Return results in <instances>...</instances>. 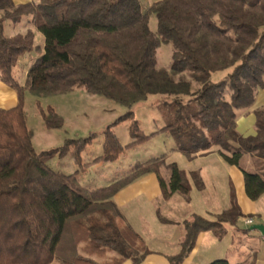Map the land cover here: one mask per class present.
Masks as SVG:
<instances>
[{"label": "trees", "instance_id": "1", "mask_svg": "<svg viewBox=\"0 0 264 264\" xmlns=\"http://www.w3.org/2000/svg\"><path fill=\"white\" fill-rule=\"evenodd\" d=\"M146 2L38 0L15 5L0 0V81L17 96L13 108L0 109V264H141L152 252L126 223L113 197L155 174L163 200L179 193L189 201L188 177L175 164L168 165V182L162 178L164 156L135 165L107 186L80 184L78 175L88 167L114 163L128 147L148 139L139 136L136 124V139L127 146L111 132L132 119L131 112L104 130L101 156L71 174L52 170V157L67 153L79 166L80 154L94 136L36 152L24 113L25 90L42 97L81 89L126 109L159 96L164 125L157 133L171 137L174 151L191 160L216 148L228 165L242 172L250 200L264 194V109L253 112V136L236 131L239 111L251 108L264 86V0ZM151 15L155 32L148 26ZM25 17L42 35V47L31 30L4 35L5 21L16 24ZM163 43L173 49L171 73L156 68V51ZM31 52L39 56L26 68L22 85L13 69ZM39 112L47 129L62 127L53 109ZM191 177L200 189L198 176ZM240 217L233 194L230 208L212 219L190 215L181 223L185 234L179 252L167 256L169 264H182L200 233L221 239L225 225H235ZM211 264L228 263L222 259Z\"/></svg>", "mask_w": 264, "mask_h": 264}, {"label": "rangeland", "instance_id": "2", "mask_svg": "<svg viewBox=\"0 0 264 264\" xmlns=\"http://www.w3.org/2000/svg\"><path fill=\"white\" fill-rule=\"evenodd\" d=\"M159 1L161 0H147L146 3L149 5ZM31 2H37V0H31ZM24 22L25 21L19 24H13L9 21H5L4 35L6 37H11L15 33H22L21 28L24 27ZM148 26L150 31H156L157 23L154 15L149 17ZM35 40L37 44H40L43 40L42 35L37 33ZM172 51L173 49L170 44L163 43L159 45L156 51V68L158 70L170 72ZM26 62V59L21 58L18 65L13 69L15 79L22 85L26 83ZM173 76L176 80L180 79L179 75L175 74ZM193 85L194 88L197 87L196 84ZM160 99L159 96H151L146 101L138 103L130 109H126L103 97L90 95L81 89H75L64 94L42 97H36L29 93L28 90H25L23 95L26 123L28 129H30L33 134L32 146L36 152H45L60 148L66 140H77L88 138L91 135L94 136L90 145L81 152L79 166L75 164L69 153L65 154L63 157H52L48 163L49 167L63 174L74 173L78 171L79 168H83V165H87L89 161L101 156L103 154L104 130L128 112L132 113V119L129 118L120 122L117 126L111 128V132L122 146H127L136 139V137L133 136L134 132L132 130V126L136 124L139 136L141 138L148 137V139L128 147L119 156L116 162L100 163L98 166L94 167L96 169L90 170L85 174V177L89 179L96 174L97 176H101L104 180L111 179L114 176H119L120 178L124 177L130 173L135 165L154 159L158 157L159 153L174 146L171 137L168 136L166 138L164 135H161V133H157L158 129L164 125L157 108ZM47 108L53 109L62 119L63 123L61 128L47 129L45 127L39 109L46 110ZM154 133L157 134L153 137H149ZM171 154L166 156L167 165L160 170V174L165 182H168L167 180L170 176L168 163L170 165L173 164L172 162L174 161L179 170H184L183 167L184 164H186L187 158L182 154L176 153L177 155L173 156ZM151 187V183H149L148 192L151 191ZM195 187L197 188L196 185ZM130 190L131 189L127 192H131ZM194 191L195 189L192 192L190 191L188 203H190L195 210L199 211L200 204L198 195H196ZM173 206L174 205H171L169 207L172 211ZM157 211L160 216L162 211L164 213L167 212V210H163L162 207L158 205V201L152 202L147 200V197L127 202L123 204L121 208V212L124 214L128 223L143 238L146 248H148L150 252H153L151 255H158L169 263L165 255L172 251V243L178 240L180 231L176 229L172 223L161 222L158 218ZM175 211L178 213L177 209H175ZM179 226L183 230L181 224ZM109 256H111V254ZM53 264L59 263L54 262Z\"/></svg>", "mask_w": 264, "mask_h": 264}, {"label": "crops", "instance_id": "3", "mask_svg": "<svg viewBox=\"0 0 264 264\" xmlns=\"http://www.w3.org/2000/svg\"><path fill=\"white\" fill-rule=\"evenodd\" d=\"M12 1L15 5L31 2V0ZM22 21H25V25H23L24 27L21 28L22 33H15L11 37L24 34L28 30H31L35 33L36 38L38 32L30 23V18L25 17L20 22ZM37 45L42 47L43 40ZM38 56L39 53L31 52L21 58L27 60L25 63L27 68ZM16 103V93L0 81V109H11ZM258 109H264V86L257 90L253 106L246 111H239L238 113L236 131L241 136L247 137L254 135L255 117L253 112ZM160 129H158L157 132H159ZM161 135H164L166 138L168 137L167 133H161ZM161 153H159L158 157L164 156L165 165H167L166 156L171 153L172 156L177 155L176 153L178 152L174 151V146H171L169 149ZM92 161H89L88 164ZM172 163L175 164L174 161ZM99 164L100 163L88 167L85 172L78 175L79 182L82 186L93 189L107 186L120 178L119 176H114L111 179L104 180L101 176H97L96 174L90 179L86 178L85 174L90 170L92 171L96 169L94 167ZM183 168L184 170H180L188 177L190 191L192 192L195 189L194 193L198 195V201L200 204L199 211L195 210L190 203H188L189 201L186 202L185 197L181 194L179 195V193H174L169 199L163 200L158 179L155 174H151L142 177L128 187L123 188L113 197V202L123 215L126 223L131 227L124 214L121 212L123 204L142 197H147V200L152 202L158 201V205H160L163 210H167L165 213L162 211L161 217L172 223L174 227L180 231L178 240L175 243H172V251L165 256L175 255L180 250L179 242L185 234L179 225L192 214L212 219L213 216L227 211L231 206V194H233L242 217L237 220L235 225H225L227 231L221 239H217L211 232L200 233L197 236L194 248L182 264H211L214 261L222 259L226 260L228 264H264V238L257 231H250L249 228L251 225L247 226L244 223L245 219L250 218L253 221V224L264 225V194L255 201L250 200L245 193L242 172L237 167L228 165L219 155L216 148H212L205 154H198L191 160L186 159V164H184ZM192 173L198 176V179L201 182L200 189L195 187L196 184L191 177ZM149 183H151L152 186L150 192H148ZM129 189H131V192L128 193L127 191H129ZM171 205H174L173 211L169 209ZM175 209L178 210V213H176ZM137 234L141 237L139 233ZM122 264H131V262L127 260ZM141 264L169 263L158 255L150 254Z\"/></svg>", "mask_w": 264, "mask_h": 264}, {"label": "water", "instance_id": "4", "mask_svg": "<svg viewBox=\"0 0 264 264\" xmlns=\"http://www.w3.org/2000/svg\"><path fill=\"white\" fill-rule=\"evenodd\" d=\"M250 231H257L264 238V225L263 224H253L249 228Z\"/></svg>", "mask_w": 264, "mask_h": 264}, {"label": "built area", "instance_id": "5", "mask_svg": "<svg viewBox=\"0 0 264 264\" xmlns=\"http://www.w3.org/2000/svg\"><path fill=\"white\" fill-rule=\"evenodd\" d=\"M244 223H245L247 226H250V225L253 224V221H252L250 218H248V219H245Z\"/></svg>", "mask_w": 264, "mask_h": 264}]
</instances>
